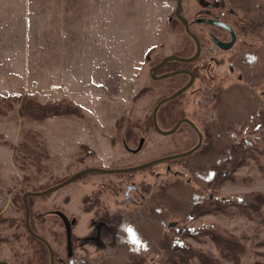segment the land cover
Listing matches in <instances>:
<instances>
[{
  "label": "rangeland",
  "instance_id": "rangeland-1",
  "mask_svg": "<svg viewBox=\"0 0 264 264\" xmlns=\"http://www.w3.org/2000/svg\"><path fill=\"white\" fill-rule=\"evenodd\" d=\"M181 1L182 14L191 17L199 0ZM175 6L176 0H0V95L21 93L41 102L66 98L78 103L84 113L82 117L50 115L37 121L18 112L19 101L12 109L0 113V260L8 264H35L31 259L38 245L25 226L23 194L26 191H42L83 165H135L153 155L157 158L163 152L183 151L196 142L194 134L192 140L188 139L187 130L165 136L154 132L150 125L141 150L127 159L128 152L116 135L118 125L128 122L127 126L139 127L136 123L149 118L156 93L153 96L140 92L137 99L135 93L151 84L148 67L152 58L174 50L182 36ZM171 17L175 21L169 20ZM152 46L155 51L149 53ZM249 91L229 85L221 93L218 104L224 117L212 121L213 149L202 146L188 155L189 165L175 167L183 172L170 171L168 175L164 162L160 161L131 172L137 178L143 176L153 182V188L164 178L171 180L166 195H159V205L152 214L145 209L141 214L129 215L133 220L130 226L148 239L145 252L135 256L137 252L129 251L126 238H117L112 244L111 239L105 238L104 249L94 252L95 247L85 243L75 253L85 257L86 264H131L134 259L136 264H181L179 255L169 256L158 245L171 229L170 220H176L172 227L184 223L207 228L197 235H186L183 240L192 247L212 252L218 264L264 263V201L261 204L256 200L257 193H262L264 198V171L259 167L264 165V139L260 143L256 139L264 128V123L258 121L264 115L259 107L264 106V100ZM194 108L189 102L187 109ZM255 108L260 111L258 116ZM122 113H127L124 118ZM116 118L121 119L119 124L115 123ZM254 125L260 129L253 128ZM112 134L115 137L110 146ZM242 137H247L245 145L249 146L245 148L246 160L235 168L232 179L214 186L213 192L218 199L243 194L257 208L249 205L248 214L244 207L224 200L226 208L217 210L215 199L211 204L213 210L190 217L188 210L192 203L207 197L210 185L206 182L213 170L210 161L221 158L229 144ZM81 142L95 149V155L83 162L78 161ZM113 159L119 162L110 166L108 162ZM86 176L90 182L105 179L100 171L86 172ZM86 183L80 177L49 192L26 196L29 224H34V231L48 240L57 258H70V236L74 230L82 235L87 232L85 225L79 229V223H85L79 215V223L73 229L67 223V215L79 201L77 191H85ZM17 193L22 195V206L20 201L13 200ZM70 193V200L65 202L64 196ZM166 199L170 206L163 210ZM51 207L62 209L64 214L60 216L67 221L66 229L49 222L53 216ZM38 216L45 221L41 222ZM218 232L231 235L244 245L238 262L223 255L212 237ZM176 241H180L179 234ZM187 264L203 263L193 256Z\"/></svg>",
  "mask_w": 264,
  "mask_h": 264
},
{
  "label": "flooded vegetation",
  "instance_id": "flooded-vegetation-1",
  "mask_svg": "<svg viewBox=\"0 0 264 264\" xmlns=\"http://www.w3.org/2000/svg\"><path fill=\"white\" fill-rule=\"evenodd\" d=\"M247 1L249 0L235 3L234 0H199V7L194 8L191 17L182 14L181 8L180 14L186 19V22L176 15L174 9L175 18L178 19V26L180 29L181 27L183 28L181 31L182 36L179 38L174 50L152 58L148 67V77L151 84L147 83L135 93L136 99L140 96V92L153 96V93H156L157 97L149 112V118H146L141 123H136L139 127H127L128 122L126 125H118L117 130L119 132L116 135L128 152L127 159L135 156L141 150L147 127L149 126V130L150 125L154 132L162 133L165 136L176 130H187L190 134L188 139L192 140V134H194L196 142L183 151L189 150L196 145L197 148L191 153L176 157H167L174 153L163 152L157 158L154 157L156 155H153L146 160H140L135 165L101 166L106 169H114L131 168L140 165L133 169L100 171L104 172L105 179L101 178L97 182L88 181L86 172L89 171L74 177L68 183L84 177L87 181L86 185L89 186L85 185V188H87L85 191H77L79 193V201H77V206L73 207L72 211L67 215L68 222L60 216L64 212L59 207H51L53 216L49 219V222H53V224L55 223L63 228L65 226L64 229L67 228L65 223L67 222L73 229L79 223V215L85 220V223H79V229L80 225H85L88 229L86 228L87 232L85 235L80 232L77 233L75 230L72 232L70 236L72 250H70L69 259L57 258L56 252L52 250V264H56L57 261L61 264H70V261L72 264H86L87 259L75 253L76 249L81 250L82 244L88 243L90 246L95 247L94 252H98L106 247V239H111L112 244L115 239L120 238V235L115 230L118 228L117 226H121L123 214L127 216L137 215L141 214L145 209L148 210V213L152 214L154 212L160 202L159 195L163 196L165 194L166 187H168L167 185H169L171 180L164 178L155 186L156 188H153V182L143 176L137 178L131 172L160 161L164 162L162 164L168 175H170V171H172V174H178L181 171L183 172V170H178L175 167L180 166L182 168L189 165L186 162L188 155L195 153L199 147L203 146L206 150L213 149L215 142L212 140L215 135L211 124L214 121H218L219 116L224 117L218 101L221 93L229 85L239 90L248 88L251 90L249 93L255 97L258 95L259 99L262 98L261 100H264V0H254L252 3ZM175 18L173 20L171 17L169 20L175 21ZM148 51L153 53L155 46H152ZM172 55L178 57L170 58L169 56ZM164 58L166 59L165 61L163 60ZM179 89L181 90L176 95L170 97ZM189 102L195 105L194 110L187 109ZM259 107L263 108L261 112L264 113V106L259 105ZM258 108L254 110L257 116L258 112H260L257 110ZM126 114L122 113L123 118ZM260 119H263L262 121L258 120L260 124L264 123V115ZM179 121L178 126L168 133L167 131ZM120 122L116 118L115 123L119 124ZM195 122H198L199 127ZM114 137V134H112L109 140L110 146L114 143ZM88 146L91 147L90 145ZM85 158L79 159L78 157V161L83 162ZM218 160L219 157L210 162L215 165ZM115 162L119 161L113 159L108 163L113 166L114 164L117 165ZM85 167L97 166L83 165L80 169ZM116 171L128 172V174H108ZM214 183L208 184V181L206 182L207 185H210L207 191V196L210 199H217L213 192ZM200 187L199 192L203 189L202 186ZM155 190L156 192H154ZM72 193L64 196L63 199H67L65 202L70 200ZM80 205L81 207L79 208ZM169 206L170 201L166 199L162 209H169ZM79 210L81 212H78ZM38 219L41 222L45 221V218L41 216H38ZM170 221L177 223L176 220ZM30 226L34 230V224ZM46 248L48 252L47 264H49L51 258L47 245ZM43 251V253L46 252L45 250Z\"/></svg>",
  "mask_w": 264,
  "mask_h": 264
},
{
  "label": "trees",
  "instance_id": "trees-1",
  "mask_svg": "<svg viewBox=\"0 0 264 264\" xmlns=\"http://www.w3.org/2000/svg\"><path fill=\"white\" fill-rule=\"evenodd\" d=\"M18 101V112L27 118L37 121H43L50 115H76L78 117H82L84 115L81 106L72 100L59 98L41 102L40 100L34 99L33 96H25L21 93L0 95V106H5L4 109H1L0 107V113L3 114L7 111V109H12V107H14L15 103ZM259 120L262 121L263 119ZM119 121H121V119ZM256 127L260 129V126L258 125L253 126V128ZM251 132L253 131L251 130ZM262 138L264 139V128L259 131L256 139H258V142L260 143ZM245 140H247V137H242L241 140H234L229 144V146L224 150L223 156L219 158L218 163L212 165L213 170L211 176L207 180L208 184L215 182L214 186H217L218 184H221L222 182L233 178L235 168L244 163V161L246 160L247 149L245 148H249V146L245 145ZM78 152L82 153L79 156V159H83L86 156L95 154V150L85 143L79 144ZM259 167L264 171V165L260 164ZM233 196H226L225 199H222L221 197L219 199L217 198V210H224L226 208V206L223 207L224 205H226L223 202L224 200L228 203H234L236 205L244 207L248 214L249 205L257 208V206H255L256 204H252L250 201H247L246 197L243 194H235ZM13 200L16 203L20 201L21 206L23 205L21 193L15 194L13 196ZM214 200L215 199L208 198V196L205 197V199L202 201L195 200V202L192 203L190 209L188 210V215L190 217H197L205 212L213 210L214 206H211V204H213ZM256 200L258 203L262 204V202L264 201L262 193H257ZM121 220V226H117L118 228L115 231L120 235V239L126 238L125 241L129 246V251L134 249L137 252L135 256H139V254H142V252H145L147 250L148 239H144L143 235L137 232V230L135 231V228H132L130 226L131 222H133L132 218H129V216L123 214ZM168 227H171L170 231L168 232V234L163 235L162 239L158 241V245L159 247L163 248V251L169 256L174 257L175 255H179L182 258L181 264H187V262L193 256H197L199 261L203 264H218V261L212 252L204 251L197 247H192L191 245H189V243H185L186 241L183 240L186 235H197L200 233V230L202 232L203 230L207 229L206 227L200 226L198 228H194L190 227V225L188 226V224L185 225L184 223H180L175 227ZM133 231L135 232L133 233ZM28 233L33 241L38 245L37 249H35L36 253L32 256L33 260L31 259V261H33L35 264H46L45 262L48 260V252L45 243L41 239L33 236L29 231ZM178 234L180 241L177 242L176 237ZM212 237L214 238L215 242L220 245V249L224 256L232 259L234 262L239 261L241 253L244 251V245L241 242L236 240L231 235L226 236L220 234L219 232L214 233ZM42 249L46 252L43 253L44 251ZM135 262L136 261L134 259L131 264H136ZM258 264L264 263L258 261Z\"/></svg>",
  "mask_w": 264,
  "mask_h": 264
},
{
  "label": "water",
  "instance_id": "water-1",
  "mask_svg": "<svg viewBox=\"0 0 264 264\" xmlns=\"http://www.w3.org/2000/svg\"><path fill=\"white\" fill-rule=\"evenodd\" d=\"M181 0H176V8H175V12H176V15L181 19L183 20L184 22H186V19H184V17L180 14V10H181ZM170 58H177L178 56L176 55H172V56H169ZM191 58V57H190ZM190 58H185V59H190ZM164 61L166 60L165 58L163 59ZM181 89L177 90L176 92H174L170 97H172L173 95H176ZM168 97V98H170ZM167 98V99H168ZM166 99V98H165ZM163 101V100H162ZM180 123L177 122L172 128H170L167 132H172L177 126L178 124ZM197 148V145L192 147L191 149L189 150H186V151H182V152H178V153H174L172 155H169L167 157H176V156H180V155H185V154H188V153H191L194 149ZM142 165V164H141ZM140 165L138 166H134V167H131V168H114V169H106V168H102V167H85V168H82L78 171H76L75 173H73L71 176L65 178L64 180L58 182L57 184L55 185H52L42 191H36V192H31V191H26L24 194H23V197H24V205H25V223H26V228L28 229V231L35 237L37 238H40L41 240H43L45 242V244L47 245L48 249H49V253H50V263L49 264H52V255H53V252H52V248L48 242V240L46 238H44L43 236L37 234L30 226L29 224V207H28V204L26 203V196L28 194H42V193H46V192H49L53 189H56L66 183H68L69 181H71L74 177H76L77 175L83 173V172H86V171H91V170H99V171H111V170H123V169H133V168H137L139 167ZM175 224V221H170L169 222V225H174ZM0 264H8V262L6 260H0ZM70 264L71 261H70Z\"/></svg>",
  "mask_w": 264,
  "mask_h": 264
}]
</instances>
